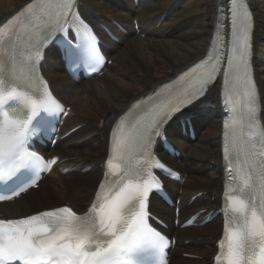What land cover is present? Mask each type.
Instances as JSON below:
<instances>
[{"label": "snow or ice", "instance_id": "6c2138e0", "mask_svg": "<svg viewBox=\"0 0 264 264\" xmlns=\"http://www.w3.org/2000/svg\"><path fill=\"white\" fill-rule=\"evenodd\" d=\"M76 4L77 0H58L49 20L43 25H33L35 35L43 46L50 37L59 34L63 58L70 68L94 67L100 54L94 34L85 23H78ZM41 28L46 35L41 33ZM253 28L250 5L240 0H222L217 6L214 29L224 41L223 47L214 56L209 51L206 58L189 69L193 73L204 69L197 78L199 87L169 98L166 107L170 111L162 112L158 120L154 117L147 125L132 127L125 149L134 145L141 159L146 157L155 163H141L134 169L121 171L108 185L114 195L104 194L101 202H94L84 214L70 206H61L21 218L0 219V264H162L159 254L166 238L152 226L148 208L150 195L162 189L155 170L165 171V165L154 156L156 138H163L168 121L194 105L218 76L222 75L227 82L229 70L233 69L242 72L246 83L249 82ZM220 29L224 30L222 34ZM35 55H41L39 48ZM251 87L255 89L254 82ZM245 94L252 121L256 116L252 108L254 92L246 90ZM157 109L162 110L159 105ZM233 111L234 108H229L230 113ZM66 114L47 81L37 73L34 59L17 64L12 57L10 67L0 61V183L18 184L11 193L0 194V201L20 196L37 184L44 171L57 164V157L45 160L32 145L34 138L55 131L49 125L53 118ZM252 126L258 127L259 120L255 119ZM116 144L118 150H124L119 141ZM223 151L227 161L225 171L234 182L237 175L227 144ZM111 163L110 157L107 164ZM259 167V187L264 190V159ZM250 181L249 174L241 187H233L232 192L226 193L228 214L223 237L218 242L216 264H264V194L257 197L256 184ZM104 187L102 184L101 189Z\"/></svg>", "mask_w": 264, "mask_h": 264}, {"label": "bare ground", "instance_id": "6f19581e", "mask_svg": "<svg viewBox=\"0 0 264 264\" xmlns=\"http://www.w3.org/2000/svg\"><path fill=\"white\" fill-rule=\"evenodd\" d=\"M33 0H0V39L9 21L22 18V9ZM221 0H78L77 10L98 30L107 25L119 38L103 34L110 59L89 80L76 82L65 72L55 48L46 52L42 72L58 97L67 105L60 134L76 129L46 152L59 163L39 183L18 199L0 204L2 217L18 218L69 204L77 213L94 201L105 172L110 138L118 117L142 96L199 61L211 47L214 23ZM254 12L253 72L260 95L264 124V0H250ZM120 22L126 33L113 24ZM138 26V27H137ZM221 77L206 95L185 108L165 126L170 140L181 151L172 157L157 146L159 157L182 174L181 182L168 181L179 199V221L206 210L214 214L222 207L225 167L222 155L225 109ZM190 118L197 138L182 133V121ZM65 168L73 172L63 175ZM90 169L89 172H84ZM201 194L194 201L192 197ZM152 210L169 225L176 237L171 264H209L221 236L222 214L203 226L185 229L174 225V209L152 197ZM205 213L202 215V218ZM185 255H192L187 257Z\"/></svg>", "mask_w": 264, "mask_h": 264}, {"label": "rangeland", "instance_id": "374dc122", "mask_svg": "<svg viewBox=\"0 0 264 264\" xmlns=\"http://www.w3.org/2000/svg\"><path fill=\"white\" fill-rule=\"evenodd\" d=\"M138 27V26H137ZM89 172V171H88Z\"/></svg>", "mask_w": 264, "mask_h": 264}]
</instances>
